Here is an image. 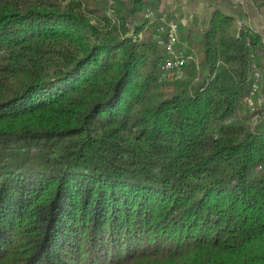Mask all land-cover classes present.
I'll return each mask as SVG.
<instances>
[{
  "label": "trees",
  "instance_id": "trees-1",
  "mask_svg": "<svg viewBox=\"0 0 264 264\" xmlns=\"http://www.w3.org/2000/svg\"><path fill=\"white\" fill-rule=\"evenodd\" d=\"M107 2L0 0V264H264L260 35L172 15L199 77L159 83L136 19L169 5L118 0L112 24Z\"/></svg>",
  "mask_w": 264,
  "mask_h": 264
},
{
  "label": "built area",
  "instance_id": "built-area-1",
  "mask_svg": "<svg viewBox=\"0 0 264 264\" xmlns=\"http://www.w3.org/2000/svg\"><path fill=\"white\" fill-rule=\"evenodd\" d=\"M118 0H108L106 15L112 24H118L119 18L115 12ZM95 21V20H94ZM103 24V23H102ZM141 29L134 38L141 39L142 32L147 31L154 38L155 42L162 48L164 53L158 72L157 81L167 82L180 77L182 68L190 61H194L199 68V59L196 50L186 41L182 40L178 32L177 21L170 13L158 12L152 6L147 5L142 13ZM134 25L129 24L127 31L132 35ZM249 45V41L246 42ZM251 61L248 71V86L243 97V105L249 113V123L253 128L264 119V71L250 54ZM217 136L216 131L213 137Z\"/></svg>",
  "mask_w": 264,
  "mask_h": 264
},
{
  "label": "crops",
  "instance_id": "crops-1",
  "mask_svg": "<svg viewBox=\"0 0 264 264\" xmlns=\"http://www.w3.org/2000/svg\"><path fill=\"white\" fill-rule=\"evenodd\" d=\"M165 2L169 5L170 14L185 27L202 28L204 20L219 10L234 19L236 33L241 27L257 32L261 45L255 52V59L264 71V0H165ZM141 17L140 13L137 19Z\"/></svg>",
  "mask_w": 264,
  "mask_h": 264
},
{
  "label": "rangeland",
  "instance_id": "rangeland-1",
  "mask_svg": "<svg viewBox=\"0 0 264 264\" xmlns=\"http://www.w3.org/2000/svg\"><path fill=\"white\" fill-rule=\"evenodd\" d=\"M66 1H69V0H66ZM107 6H108V2H107V4H106ZM106 10H107V8H106ZM94 15H97V14H94ZM92 17L91 18H93V21L95 20V19H97L96 17L94 18L93 17V15H91ZM137 21V24H140L141 22H142V17L140 18V19H136ZM147 31H144V32H142V35L141 36H145L147 33H146ZM199 59V58H198ZM195 63V62H194ZM198 63H199V61H198ZM195 67H196V64H195ZM199 71H200V69H198L197 67L195 68V72H194V75L192 76L193 77V81L195 82L197 79H198V77H199ZM181 75H183V73L181 74ZM175 79H177V78H175ZM174 79V80H175ZM160 83V82H159ZM168 84H166L165 86H164V88H163V90H169V87L167 86ZM246 114V113H245ZM244 114V115H245Z\"/></svg>",
  "mask_w": 264,
  "mask_h": 264
}]
</instances>
